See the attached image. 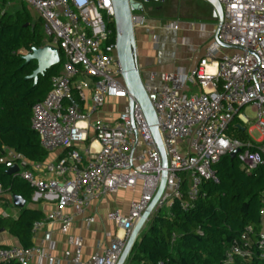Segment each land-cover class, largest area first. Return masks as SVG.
I'll return each instance as SVG.
<instances>
[{
  "label": "built area",
  "instance_id": "1",
  "mask_svg": "<svg viewBox=\"0 0 264 264\" xmlns=\"http://www.w3.org/2000/svg\"><path fill=\"white\" fill-rule=\"evenodd\" d=\"M22 1L43 19L45 43L57 46L64 57L62 71L51 78L49 92L33 106L31 127L44 150L65 148L68 154L45 166L48 177H36L27 169V158L14 150L6 149L5 160L9 168H19L18 174L35 188L36 195L57 201L60 209L35 222L32 232L45 229L44 240L52 244L51 226L60 224L74 247L64 256L74 264H118L129 234L160 187L165 169V188L154 211L171 207L175 201L187 209L204 181H219L213 165L223 155L237 152L247 173L264 164V148L253 150L251 142L229 133L238 115L250 123L240 110L253 105L264 135V0H218L223 21L199 63L190 73L181 68L167 73L160 86L144 83L157 114L166 168L143 109L123 79L112 0ZM132 19L135 28L144 21L138 12ZM170 26L179 28L177 23ZM193 87L199 92H191ZM109 98L125 101L116 120L92 121ZM89 139L87 149L76 148ZM183 174L189 180L186 191ZM139 185L141 196L132 201L127 215L116 209L108 213L123 235L84 260V239L69 233L74 217L62 209L73 207L80 215L95 198ZM5 193L0 184V197ZM87 220L93 223L95 218ZM251 232L249 227L232 243L226 264L252 255ZM254 245L264 255V227ZM35 259L59 262L37 246H0V264H30Z\"/></svg>",
  "mask_w": 264,
  "mask_h": 264
},
{
  "label": "trees",
  "instance_id": "2",
  "mask_svg": "<svg viewBox=\"0 0 264 264\" xmlns=\"http://www.w3.org/2000/svg\"><path fill=\"white\" fill-rule=\"evenodd\" d=\"M44 39L42 19H35L26 7L0 15V184L26 201L35 188L18 173L9 174L5 158L6 149L32 162H43L48 156L31 127L32 109L49 92L51 78L61 71L64 57L60 50V64L39 75L37 81L30 78L37 62L25 60L33 49L44 46ZM240 134L246 135L243 130ZM213 168L219 181H204L187 209L175 201L169 213H153L125 264H226L227 250L249 227L252 255L237 258L233 264H264V255L254 245L264 227V164L247 173L237 155L226 154ZM183 175L186 191L189 180ZM43 218L41 211L25 208L17 218L0 215V230L29 248L33 225Z\"/></svg>",
  "mask_w": 264,
  "mask_h": 264
},
{
  "label": "crops",
  "instance_id": "3",
  "mask_svg": "<svg viewBox=\"0 0 264 264\" xmlns=\"http://www.w3.org/2000/svg\"><path fill=\"white\" fill-rule=\"evenodd\" d=\"M23 6L31 13L37 14V18H41L37 11L22 0H0V15L6 12L15 13ZM138 13L143 16L144 21L139 27L135 28L136 63L143 82L145 81L146 84L151 86H160L165 79V75L169 72L180 68L187 70L186 67H190V70L193 69L204 56L207 46L214 37V31L219 25V18L215 13V9L207 0H151L146 1L144 10ZM33 17L37 19L36 15H33ZM173 23H177L179 28L173 29L170 26ZM45 45L50 44L45 43ZM62 68L63 64L61 71ZM191 92H199V89L193 87ZM124 104V100L109 98L91 120L113 122L118 117ZM247 108H251L258 114L257 108L253 105L243 107L240 113L248 117L245 114ZM248 124L244 123L238 115L230 126V135L236 139L251 142L254 145L252 149L264 148L262 129L256 122L248 130ZM240 130H243L246 135L242 136ZM255 131L260 134L257 139L252 135ZM90 143L91 139H89V142L78 144L76 148L82 151L87 149ZM93 147L98 149V142H94ZM47 153L48 156L43 162H32L26 157L28 160L27 169L36 177L50 176L45 166L66 157L68 150L60 148L52 152L47 151ZM141 192V185H139L117 193H107L92 200L85 212L80 215L76 214L73 207L62 209L64 213L74 217L69 233L81 236L84 239V260L89 259L96 252H101L117 235H123L122 229L108 218V213L116 209L127 215L132 201L138 199ZM35 195L34 192L30 201L24 199L26 204L23 208H20L15 205L14 196L6 192L5 195L0 197V215L17 218L22 209L31 208L41 211L44 214L43 219H45L49 211L60 209L55 199H49L45 194ZM170 208L165 207L164 209L169 213ZM89 216L95 218L93 223L87 220ZM51 231L52 244L44 240L45 229H42L37 234L32 232V245L30 247H40L46 253L55 256L59 259L57 264H74L64 256L65 251H73L74 247L68 243L67 236L61 232L60 224L53 223ZM13 245L22 246L19 240L9 232H1L0 246ZM30 264H47V261L40 262L39 259H35Z\"/></svg>",
  "mask_w": 264,
  "mask_h": 264
},
{
  "label": "water",
  "instance_id": "4",
  "mask_svg": "<svg viewBox=\"0 0 264 264\" xmlns=\"http://www.w3.org/2000/svg\"><path fill=\"white\" fill-rule=\"evenodd\" d=\"M147 0H112L115 13V26H116V44H117V56L122 65L123 79L127 86V89L131 96H133L141 105L146 119L150 125L152 134L159 146L160 153L162 156L163 167H167V158L165 150L162 146V140L158 129V118L156 111L150 101L146 92L144 82L142 80L139 68L136 63V40H135V27L133 24V13L141 12L144 10V6ZM209 1L214 9L215 13L219 18V25L223 21V10L218 0H207ZM26 62L35 60L37 62V68L34 73L30 76L37 81L39 75L44 74L49 69L58 65L61 61L60 50L58 47L53 45H45L44 47L35 48L32 52L25 56ZM131 106L133 102L131 101ZM237 152L231 154L235 157ZM19 171L17 166H13L8 169L9 174H15ZM167 179L166 169L163 172L160 187L153 198L152 202L144 212L134 229L129 234L125 248L118 264H125L137 237L148 221L149 217L155 210V206L165 188ZM14 203L17 207L23 208L26 201L17 195H14ZM4 232V229L0 230V233Z\"/></svg>",
  "mask_w": 264,
  "mask_h": 264
},
{
  "label": "rangeland",
  "instance_id": "5",
  "mask_svg": "<svg viewBox=\"0 0 264 264\" xmlns=\"http://www.w3.org/2000/svg\"><path fill=\"white\" fill-rule=\"evenodd\" d=\"M147 7V6H146ZM33 13V12H32ZM33 15H36V18L38 17L37 16V14H35V13H33ZM186 72L187 73H190V67H186ZM145 79V78H144ZM145 82V81H144ZM146 83V82H145ZM245 114L248 116V118H250L251 119V122L247 125V128H248V130L252 127V126H254V124H256V122L258 121L257 120V117H258V114H257V112L256 111H253L251 108H247L246 109V112H245ZM232 130V129H231ZM252 135L257 139L259 136H260V134L257 132V131H255L254 133H252ZM162 212H166V209H163L162 210Z\"/></svg>",
  "mask_w": 264,
  "mask_h": 264
},
{
  "label": "flooded vegetation",
  "instance_id": "6",
  "mask_svg": "<svg viewBox=\"0 0 264 264\" xmlns=\"http://www.w3.org/2000/svg\"><path fill=\"white\" fill-rule=\"evenodd\" d=\"M149 1H151V0H147V2H149Z\"/></svg>",
  "mask_w": 264,
  "mask_h": 264
}]
</instances>
